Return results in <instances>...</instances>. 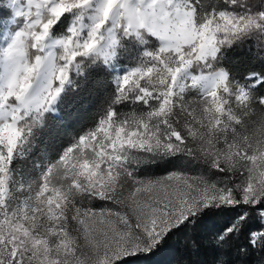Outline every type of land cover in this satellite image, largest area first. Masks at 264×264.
Here are the masks:
<instances>
[{
    "label": "snow or ice",
    "instance_id": "obj_1",
    "mask_svg": "<svg viewBox=\"0 0 264 264\" xmlns=\"http://www.w3.org/2000/svg\"><path fill=\"white\" fill-rule=\"evenodd\" d=\"M180 234L264 254V0H0V264Z\"/></svg>",
    "mask_w": 264,
    "mask_h": 264
},
{
    "label": "trees",
    "instance_id": "obj_2",
    "mask_svg": "<svg viewBox=\"0 0 264 264\" xmlns=\"http://www.w3.org/2000/svg\"><path fill=\"white\" fill-rule=\"evenodd\" d=\"M189 243L183 235H177L170 238L159 250L150 255H139L126 259V264H184L188 257ZM212 264L214 253L208 249L201 257ZM244 264H262L264 254L252 252L242 258Z\"/></svg>",
    "mask_w": 264,
    "mask_h": 264
}]
</instances>
